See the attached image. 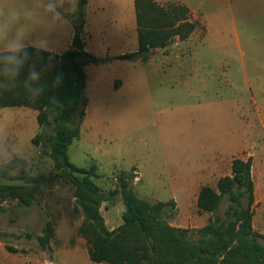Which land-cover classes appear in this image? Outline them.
<instances>
[{
    "label": "rangeland",
    "instance_id": "1",
    "mask_svg": "<svg viewBox=\"0 0 264 264\" xmlns=\"http://www.w3.org/2000/svg\"><path fill=\"white\" fill-rule=\"evenodd\" d=\"M76 2H66L60 9L73 12ZM206 2L209 3L203 7L208 14V33L206 28L164 51L192 64L175 91L145 81L150 72L139 61L111 59L113 67L105 70L104 76L97 69L95 81L94 68L100 66L86 67L89 113L81 125L80 138L68 147V157L80 167L99 164L101 172L97 169L98 177L93 180L107 192L116 187L118 172L129 171L131 166L140 165L146 174L158 173L155 176L161 180L146 181V186L152 183L154 187L168 182L170 172L183 171L196 155L206 158L208 147L226 153L242 149L239 153L252 158L256 198L252 225L264 234V159L258 160L260 154L264 156V5L259 8L261 15L256 16V10L248 5L247 12L242 17L234 14L232 21L226 0ZM190 7L202 20L201 9ZM245 17L253 26L247 34V22L240 26V19ZM38 18L47 17H30L21 28L26 43L33 36L29 26ZM132 23V0H91L83 26L86 48L98 57L104 52L108 56L130 52L132 35L136 45V27ZM155 53L160 57V51ZM167 77L170 78H162ZM29 110L0 109V129L6 133L10 148L16 143L15 155L25 157L24 171L31 175L57 173L50 159L40 157L31 142L39 128L36 119L27 113ZM228 172L227 163L222 164L220 172L192 182V190L185 196L180 187L177 197H171L166 190L143 187L144 181L134 179L133 186L140 197L151 202L173 200L175 208L169 223L195 230L210 216L197 209L199 187H215L217 179ZM74 204L73 188L63 182L43 185L31 207L18 206L12 200L0 201V264H95L88 258L85 240L77 233L81 218L74 212ZM227 205L224 199L215 215L224 217ZM123 210L119 196L101 205L109 230L121 224ZM46 221L53 224L55 235L44 250L36 237L41 235Z\"/></svg>",
    "mask_w": 264,
    "mask_h": 264
},
{
    "label": "trees",
    "instance_id": "2",
    "mask_svg": "<svg viewBox=\"0 0 264 264\" xmlns=\"http://www.w3.org/2000/svg\"><path fill=\"white\" fill-rule=\"evenodd\" d=\"M87 1L77 0L73 14L67 16L73 28L67 50L61 54L49 51L37 54L35 47L28 48L33 57L30 63L47 69L43 78L48 85L45 94L33 99L20 87L0 93V108L26 107L36 111L40 130L31 142L38 155L50 159L58 171L31 175L23 170L25 160L13 157L6 166H0V201L12 200L18 206L31 207L43 185L69 184L73 188L74 212L81 218L77 233L85 240L88 258L95 264H264V235L252 226L255 197L250 157L234 158L230 175L220 177L215 187L199 189L197 209L210 216L195 230L169 223L175 208L173 200L151 202L138 195L133 186L134 168L119 171L116 187L104 192L93 180L98 177L94 164L80 167L70 162L68 147L80 137L88 104L86 66L106 61L85 50L83 26ZM133 6L137 49L113 59L145 62L152 50L204 31L183 4L133 0ZM57 74L63 78L53 87ZM26 76L27 66L21 79ZM53 98L55 103L51 102ZM116 196L124 206L122 222L109 230L100 207L113 202ZM224 199L228 202L227 209L224 217H219L215 212ZM54 235L53 224L46 221L41 235L36 237L40 248L48 249Z\"/></svg>",
    "mask_w": 264,
    "mask_h": 264
},
{
    "label": "crops",
    "instance_id": "3",
    "mask_svg": "<svg viewBox=\"0 0 264 264\" xmlns=\"http://www.w3.org/2000/svg\"><path fill=\"white\" fill-rule=\"evenodd\" d=\"M90 1L91 0L87 1L86 8H88ZM155 1L159 2L160 4H167V3H172V2L183 4L186 7H188L190 12L194 16V18L197 19L201 23V25L204 27L203 32H205V29L208 27V25H207L208 14H206L207 10L205 7H203L209 3V2H206V0H197V1L196 0H165L162 2H160V0H155ZM226 2L228 4L227 6H228L229 14L232 18V21L234 19V16H233L234 14L240 15L242 17V14L244 12H247V6L248 5H251L252 8L256 10V12H255V14L257 13L256 16H258V14H259L260 6L264 5V0H226ZM132 5H133V0H132ZM190 6H196L198 9H201L202 20L196 15V13L193 11V8H191ZM58 11L60 12V19H58V20H51L49 18H45V19L44 18H38L37 20L34 19L33 22H31L29 29L33 33V36L31 38L32 41H29L30 43H27L29 46L36 48L39 41H44L47 44V50L46 51H49V52H52L55 54H61L62 52H64L65 50H67L70 47L71 39H72V35H73V28H72V24L70 23L67 16L73 14L74 11L69 12V11H64L61 9H58ZM133 14H134V6H133ZM259 15H261V14H259ZM246 18L247 17L240 19V26H243L244 22H247ZM241 23H242V25H241ZM132 25L133 26L135 25V27H136L135 18H134V24L132 23ZM252 27L253 26L250 27L249 22L245 23V27H244L245 31L244 32L247 34L249 31V28L252 29ZM206 31L208 33V28ZM198 32H201V31H196L194 34H196ZM122 33H124L126 35L127 39H130V37L127 36L126 31H124ZM236 35H237V32H236ZM131 38H132L131 41H133V43H132V49L130 52H134L137 49V30H136V45H134V35H132ZM186 40H184V41L174 40L173 43L179 44V43L185 42ZM84 43H85V41H84ZM172 44L168 45L167 47H165L163 49L157 48V49L152 50L151 51L152 54H151L150 58L145 62H141L139 60H132V61H139L143 64H146L150 73H148V75L145 76L146 77L145 81H147L149 83L154 81L156 84H158V86L161 89L165 88V90H166V88H168L171 91H175V89H174L175 87H180L183 84L182 80L184 78L183 77L184 72L186 70H191L192 64L187 60L184 61L182 59V56H180V55L172 56V55L166 54L164 51H167V48H169V46H171ZM203 44L204 43H202L201 45H203ZM193 48L195 50V48H197V46H195ZM85 50L88 51L86 46H85ZM194 50L192 51V53L194 52ZM156 51H160V57H158V54L155 53ZM88 52H90V51H88ZM125 53H129V52H125ZM122 54H124V53H122ZM119 55H121V54H119ZM115 56H118V55H115ZM115 56H108V53L104 52L103 56L100 58L106 59L107 62L96 64V65H99L100 67L94 68L96 70L93 72V76H92V79L94 81H95L96 77L98 76V75L96 77L94 76V73L97 72V74H98L97 69H100L102 72L101 73L102 76H104L105 70H107L109 67H113V64L111 63L113 60L111 61V59H113ZM123 62H125V61H123ZM115 64H118V61L115 62ZM85 71H86V69H85ZM186 74L190 75L189 72ZM164 75L169 76L170 78H168V77L165 79L162 78V77H164ZM86 76H87V74H86ZM114 78L119 79L118 77L117 78L114 77ZM178 79H179V81H177ZM86 81H87V79H86ZM120 86H121V84H120ZM180 89L181 88H178V91ZM86 98H87V96H86ZM87 100H88V98H87ZM88 102H89V100H88ZM87 106H88V104H87ZM5 108H17V107H5ZM5 108H0V109H5ZM23 108H26V107H23ZM27 109H29V108H27ZM88 109H89V107H86L85 116L89 113ZM27 113L36 119V114H37L36 111L30 109L29 112L27 111ZM82 123H83V121H82ZM16 125L17 124L15 123L14 127ZM38 128H39V126L37 124V129ZM39 130H40V128H39ZM80 135H81V132H80ZM15 144L16 143H14L12 145V148H10L12 153H13V157L25 159V157L15 155V153L18 151L16 149L17 146ZM241 150L236 151V152L226 153L225 151L218 152L214 146L208 147V153H207L206 158L200 159L196 155L192 164H190L188 166V163H187V166L185 167V169L183 171L182 170H176V172H170L169 173L170 177H169L168 182L158 183L154 187H153L154 184H152V183H148L146 186V181L150 180V182H151L153 180H161L160 177L155 176L158 173L148 172V174H146L143 167H141L140 165L131 166V168H134L135 180H139L141 182L144 181V184H142L143 187L146 186L150 190L152 188H154V189H157V191L166 190L168 192L167 196H171V197H177L176 190L178 189L177 187H180V189L182 191H184V196H185V194H187L188 191L192 190V188H191L192 182L204 180V179H206L207 175H213L216 172H220L221 171V165L224 163H227V171H229V172L226 174H222L220 177L230 175V173H231V161L234 158L240 157V158L246 159V158L250 157V156H245V155L239 153V152H241ZM232 154H234L233 157H232ZM261 159H264L263 154H260L258 157V160H261ZM251 160H252V158H251ZM94 165L100 171L99 164L96 163ZM181 169H183V168H181ZM147 175H149V176L151 175L153 177H149ZM251 175H252V180H253L252 167H251ZM201 187H199V189ZM199 189H198V191H199ZM198 191H197V194H198ZM197 194H196V198H197ZM254 197H255V192H254ZM255 202H256V200H255ZM208 217L209 216L206 217V221H207ZM110 230H112V228Z\"/></svg>",
    "mask_w": 264,
    "mask_h": 264
},
{
    "label": "clouds",
    "instance_id": "4",
    "mask_svg": "<svg viewBox=\"0 0 264 264\" xmlns=\"http://www.w3.org/2000/svg\"><path fill=\"white\" fill-rule=\"evenodd\" d=\"M73 0H0V93L12 92L18 87L23 88L33 99L45 94L48 85L44 82L46 68L38 67L32 62L29 45L25 42L22 26L30 17L37 15L51 20L60 19L58 9ZM37 54L47 50V44L39 41ZM27 66V76L21 74ZM62 74H57L53 87L62 81ZM55 103V100L51 101ZM6 133L0 129V166L11 162L13 153L7 143Z\"/></svg>",
    "mask_w": 264,
    "mask_h": 264
}]
</instances>
